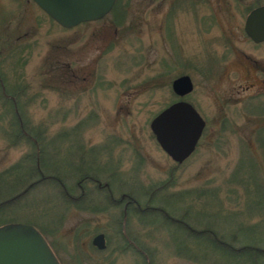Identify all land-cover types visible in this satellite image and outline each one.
<instances>
[{
	"label": "rangeland",
	"instance_id": "1",
	"mask_svg": "<svg viewBox=\"0 0 264 264\" xmlns=\"http://www.w3.org/2000/svg\"><path fill=\"white\" fill-rule=\"evenodd\" d=\"M126 2L121 25L109 12L65 29L32 0H0V34L8 45L0 48V71L8 91L15 82L24 87L18 104L28 130L46 128L40 137L53 152L52 167L61 185L72 195L80 193V169L101 183L109 180L116 198L122 190L141 197L172 172L169 191L193 190L178 204L190 206L189 219L203 209L196 218L200 226L215 227L217 235L236 247L247 242L264 248V126L254 132L259 123L248 114L257 110L253 101L264 105V43H253L243 30L245 0H122ZM182 74L194 84L182 98L194 106L206 128L194 152L178 164L161 149L149 123L181 99L171 82ZM6 107L0 97V171L32 148L27 140H17L14 112ZM257 180L262 182L260 198ZM61 185L40 183L16 209L0 212V225L36 223L61 264H141L133 251H112L119 242L115 221L120 206L101 212L80 209L61 199ZM80 185L92 189L90 195L103 206V190L90 181ZM212 187L220 188L218 196L194 192ZM126 226L143 242L152 237L144 247L156 248V264H203L170 253L174 241L163 229L151 233L134 218ZM78 229L81 238L76 241ZM99 232L106 242L108 235L105 253L89 246ZM233 232L236 239H228ZM78 243L92 254L81 263L76 259ZM194 249L214 263L227 264L203 245ZM257 264H264V257Z\"/></svg>",
	"mask_w": 264,
	"mask_h": 264
},
{
	"label": "trees",
	"instance_id": "2",
	"mask_svg": "<svg viewBox=\"0 0 264 264\" xmlns=\"http://www.w3.org/2000/svg\"><path fill=\"white\" fill-rule=\"evenodd\" d=\"M126 6L127 2L122 3V0L115 1L110 13L114 15V23L116 25H121L125 22L127 16L125 10ZM85 23L87 22L81 24ZM0 51L2 50L0 49ZM2 62L3 61L0 53V64H2ZM17 63L19 62L17 61ZM0 79L4 81V84H6V78L1 73V71ZM4 84L2 83L5 88L7 84ZM23 90L24 87L21 86V83L15 82L11 91H8L5 88V91L3 93L4 97L2 96V99L3 103L7 105V112H14L13 119L15 120V124L18 126V130L16 131L17 140L19 138L27 140V142L32 145V148L30 152L26 153L13 165L0 171V196L7 195L6 197H4V199L0 200V212L5 209V207L9 209H16L17 206H15V204L21 203L23 198L26 199L28 197L27 195L30 194L32 190L36 189L40 185V183L44 184L50 182L61 185L60 175L54 170L55 168L52 167L53 152H50L47 143L43 141L44 137H40V135L44 133L46 128H39L37 131L31 133L28 130L20 112L21 110L19 108L18 101L19 97L23 95ZM260 95L258 94V96ZM180 98L183 99L182 97ZM253 103L257 105V110L255 112H248V114L251 118L253 117L259 123V125H257L258 127L254 129V132L260 133L263 129L262 126H264V105L261 103V101H259V103H255V101H253ZM48 142L51 144L52 140H49ZM258 142L261 144L263 141L260 142L259 139ZM54 152L56 153L55 150ZM178 164H176V166H178ZM80 166L83 168L84 163L80 164ZM88 169L90 168L88 167ZM239 170L240 167L238 166L236 171L232 173L231 177L228 179V183H230L234 175H236ZM88 171L89 170L83 169L79 170V172L82 173L80 174V178L77 179L76 182L77 186L80 187V193L78 195L75 196L70 194L63 185H61L63 188L60 190V197L61 199H63V201L72 203L78 208L84 210L86 209L85 204L87 188L85 185H80V182L84 180L93 182L94 184L96 183L94 179L87 178V175L98 178L94 175L88 174ZM172 175L173 173L171 172L170 176L166 180L157 185L150 186L146 191H144V194L141 197L139 196V194H136L135 196V194H132L130 190H122L121 194H125L127 197L125 199H134V202L129 201V205L127 208H125L124 204H121V206L118 205L117 201H113L109 196H107L110 202H108L109 205L121 207L120 217L118 218V221H115L116 224L120 225L119 229L117 230V233L119 235V242H117L118 246L116 245L117 247H114L112 251H133L141 258V264H156L154 260L156 248L154 247V249L147 250L145 248L146 246L144 247V245H147L148 243L146 242V240L152 237L150 235H148L146 238L144 237L143 242L139 234L131 233L127 230L128 226H126V224L128 223V220L130 218H134L137 223H139L140 225H144V228L151 230V233L156 232L154 230H157L159 228L165 230V233L168 235V237H171L173 239L183 238L184 240L174 241L172 251H170V253H173V255L177 257L193 260L195 262H201L203 264H217L214 263V261L210 260V258L207 256V253L198 254L195 251L194 245L196 246L197 243L203 245L205 249L209 250V252L218 253L227 264H240L242 262H244V264H250V262L257 264L258 259L264 257V248L257 246L259 244L246 242L236 247L234 243L229 242L226 238L217 235L215 227L212 228L211 225L200 226L198 223L200 220H197L196 218L199 215L204 214V211H202L203 209L197 211L196 218H192L195 220L189 219L190 206L179 207L178 204H180V202H184L186 197L189 196L193 192V190L169 191L168 188L172 186L174 181ZM9 178L13 179L8 180ZM107 182L109 183V180ZM256 185V195L258 196V198H260V196H262V182L260 183L257 180ZM20 186H24L23 189L15 193V191L18 189L17 187ZM83 189H85L86 191H83ZM110 189H112V185ZM219 189V187L202 188L199 190H195L194 192H196L198 197H205L207 195H211V193H214L218 196ZM4 190L6 191V193H4ZM111 191L113 193V190ZM171 202L176 203V207H170ZM91 204L92 205H90V210L92 212H101L109 207L105 205V203H103V206H100V204L95 201L91 202ZM3 216L4 215L1 214L0 218ZM28 223L34 225L45 237V233L42 230V227L34 222ZM80 233V229H78L77 233L74 236L76 241L80 240ZM234 238L236 239V233L233 232L231 233V237L228 239L232 240ZM47 242L49 243V241ZM49 245L52 248V243H49ZM108 245L109 240L107 235L105 249H98L92 243H90L89 246H91V249L97 253H105L108 249ZM76 246L78 247L76 251H78L79 254L76 256L78 263H81L85 256H92L91 253L86 252L88 250H85L81 246V243H78V245ZM95 259V262L99 261L98 258ZM105 259L108 258H103L102 260Z\"/></svg>",
	"mask_w": 264,
	"mask_h": 264
},
{
	"label": "water",
	"instance_id": "3",
	"mask_svg": "<svg viewBox=\"0 0 264 264\" xmlns=\"http://www.w3.org/2000/svg\"><path fill=\"white\" fill-rule=\"evenodd\" d=\"M50 18L64 28L95 21L107 15L116 0H33ZM246 35L254 42L264 41V5L253 9L244 23ZM173 92L184 97L194 84L188 74L171 82ZM205 120L184 99L159 111L149 123L161 149L175 162L182 163L195 150L205 127ZM91 243L106 248L103 232L95 234ZM0 264H61L43 234L32 224L10 222L0 225Z\"/></svg>",
	"mask_w": 264,
	"mask_h": 264
},
{
	"label": "flooded vegetation",
	"instance_id": "4",
	"mask_svg": "<svg viewBox=\"0 0 264 264\" xmlns=\"http://www.w3.org/2000/svg\"><path fill=\"white\" fill-rule=\"evenodd\" d=\"M33 1V0H32ZM35 3V2H34ZM245 4H244V13H243V18H244V23H245V20H246V17H247V15L253 10V9H255V8H258V7H260V6H263L264 5V0H245V2H244ZM36 4V3H35ZM246 5V6H245ZM243 30H244V24H243ZM245 32V31H244ZM246 34V33H245ZM247 36V35H246ZM248 37V36H247ZM249 38V37H248ZM4 37H3V34L1 33L0 34V43L2 42V44L0 45V48H8V45L6 44V41H4ZM250 39V38H249ZM251 40V39H250ZM252 41V40H251ZM253 42V41H252ZM254 43V42H253ZM261 43H264V41H262V42H259V43H255V44H261ZM2 83L4 84V81L2 80V79H0V88H1V93H0V97L2 98V96L4 97V91H5V88H4V86L2 85ZM6 84H7V82H6ZM6 84H4V85H6ZM206 122V121H205ZM205 128H206V124H205V127H204V130H205ZM224 128H227V127H222L221 129H224ZM204 130H203V132H204ZM201 136H203V133H202V135ZM201 138V137H200ZM111 157V156H110ZM115 164V163H114ZM115 167V165H113L110 169H109V173H110V176H113L114 174H115V169H113ZM112 169V170H111ZM94 176H96V175H94ZM97 177V176H96ZM87 178H90V179H94V181L96 182L94 185L96 186V188H98L99 190H103V192H104V196H103V198H102V201H103V203H105V205H107V206H112V205H109V200H108V198H107V196H109L110 197V199L111 200H113V201H117L118 202V205H120L121 206V204H124V206H125V208H127L128 207V203H129V201H133L134 202V199H131V198H129L128 200L127 199H125V198H127L126 197V195L125 194H121L118 198H116L114 195H113V193H112V191H111V189H110V185H109V183L106 181V182H104V183H101L100 182V180L98 179V178H95V177H92V176H90V175H87ZM86 188H87V195H86V204H85V206H86V210H90V205H92L91 204V202H94V199L92 198V196L90 195V191L92 190V189H90V188H88V186L86 185ZM83 191H86L85 189H83ZM93 191V190H92ZM109 202V203H108ZM119 207V206H118ZM169 239L171 240L172 239V241H176V240H179V241H181V240H184L183 238H181V239H173V238H171V237H169ZM193 240H195V239H193Z\"/></svg>",
	"mask_w": 264,
	"mask_h": 264
}]
</instances>
